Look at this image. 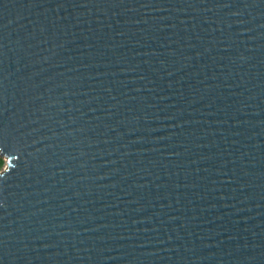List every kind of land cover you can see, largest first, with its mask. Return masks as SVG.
<instances>
[{"label": "water", "instance_id": "water-1", "mask_svg": "<svg viewBox=\"0 0 264 264\" xmlns=\"http://www.w3.org/2000/svg\"><path fill=\"white\" fill-rule=\"evenodd\" d=\"M0 264H264V0H0Z\"/></svg>", "mask_w": 264, "mask_h": 264}, {"label": "trees", "instance_id": "trees-1", "mask_svg": "<svg viewBox=\"0 0 264 264\" xmlns=\"http://www.w3.org/2000/svg\"><path fill=\"white\" fill-rule=\"evenodd\" d=\"M4 164H5L4 158L0 156V170Z\"/></svg>", "mask_w": 264, "mask_h": 264}, {"label": "rangeland", "instance_id": "rangeland-1", "mask_svg": "<svg viewBox=\"0 0 264 264\" xmlns=\"http://www.w3.org/2000/svg\"><path fill=\"white\" fill-rule=\"evenodd\" d=\"M4 168H5V164L2 166V168H1V170H0V171H2Z\"/></svg>", "mask_w": 264, "mask_h": 264}]
</instances>
